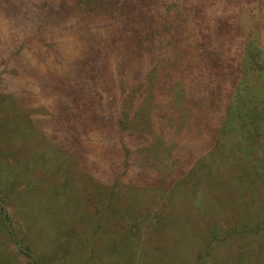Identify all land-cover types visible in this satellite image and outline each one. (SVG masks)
I'll use <instances>...</instances> for the list:
<instances>
[{
    "label": "rangeland",
    "instance_id": "obj_1",
    "mask_svg": "<svg viewBox=\"0 0 264 264\" xmlns=\"http://www.w3.org/2000/svg\"><path fill=\"white\" fill-rule=\"evenodd\" d=\"M43 1L0 0V264H264V0H51L39 34Z\"/></svg>",
    "mask_w": 264,
    "mask_h": 264
},
{
    "label": "trees",
    "instance_id": "obj_2",
    "mask_svg": "<svg viewBox=\"0 0 264 264\" xmlns=\"http://www.w3.org/2000/svg\"><path fill=\"white\" fill-rule=\"evenodd\" d=\"M50 1L51 0H46V1H43L41 3L42 4L41 7H40V22L41 23H39V26H37V28L35 29V33L43 32V27H44V25H46L45 24L46 23L45 20L47 21V18H49V17H47V15L50 12V10H49L50 9L49 8ZM161 1H163V0H161ZM201 1H203V0H190V2L188 4L191 3V6L195 7ZM205 1H207V0H205ZM216 2H217V0H214L213 6L210 4L209 6H211V7H208V5H207L206 8H203L204 9L203 17L204 18H208L209 19V23H212V21L214 19V16H215L214 15V10H215V7H216ZM89 3L92 4V5L101 4L102 0H89ZM177 5H178V3H177L176 0H168V2L166 4V10H167V12L170 11L169 12V17L171 15V12H172L173 8L177 11V13L180 16L184 17L186 15L185 13L187 12V10L189 8L187 7L186 9L182 10ZM209 9L213 12L212 14L211 13L208 14V10ZM210 10H209V12H210ZM167 15H168V13H167ZM179 15L177 16L178 18H179ZM177 17L176 16H174V17L172 16L173 25H172L171 29L168 30V32L170 34H174L175 33L174 32V28L177 27V20H176ZM195 17H193V15H190V17L187 16V18L184 19L182 23H185V24L188 23L189 24L191 18H195ZM190 25L194 26L196 24H192L191 23ZM185 27H186L187 30H189V32L192 33L193 28H189L187 25H185ZM177 45H180V43H177ZM177 48L179 49L178 46H177ZM122 92H124V95L129 93L128 89L124 90ZM122 109L119 111L120 113L118 114L119 116L117 117V128H116L117 129V142H118V152L120 153V157H119L120 165H122V167H124V168H127L129 166L128 164H129V161H130L132 153H133V151L131 150L133 143L131 142V139L127 136V130H130V129L133 128V121L131 120L130 117H128V115H126V113H127L126 109H123V111H122ZM22 249L24 250V252L26 253V255L28 257L32 258V256L29 253L30 250H29L28 247L24 246ZM32 259H34V258H32ZM33 261H34V264H37L35 260H33Z\"/></svg>",
    "mask_w": 264,
    "mask_h": 264
}]
</instances>
